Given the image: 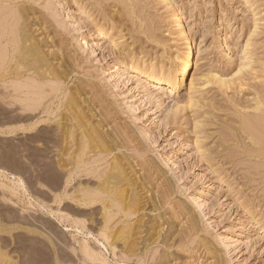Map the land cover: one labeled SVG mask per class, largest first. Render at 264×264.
<instances>
[{"label":"rangeland","instance_id":"obj_1","mask_svg":"<svg viewBox=\"0 0 264 264\" xmlns=\"http://www.w3.org/2000/svg\"><path fill=\"white\" fill-rule=\"evenodd\" d=\"M18 3L33 8L32 30L36 33L41 29L35 36L44 46L51 45L52 49L48 46L45 50L55 53L51 61L66 76L58 93L51 89L53 86H47L48 81L43 82L44 91L50 90L46 106L53 107L54 114H41L39 110L35 114L39 118L34 122L40 124L34 130L9 134L3 127L5 117L0 114V245H8L0 248L1 253L6 252L9 260L17 264L26 263L29 253L34 264H82L80 243L86 240L102 259L84 260V264H264V143L245 134L242 125V117L264 109V0H18ZM176 15L197 48L196 64L187 77V86L180 90L157 81L160 71L172 70L175 58L185 50L184 37L176 27ZM40 18L44 22H40L41 26ZM71 93L78 97L79 110L76 106L69 111L64 105ZM0 103L8 108L4 102ZM14 109H20L15 112L22 114L20 104ZM82 112L92 114L88 118L93 126L105 128L103 133H115L113 136L120 143L110 156L95 155L94 161V154H89L91 160L86 151L88 158L84 157L89 160L86 170L91 167L109 170L119 157L135 184L133 190L139 191L137 205L129 193L124 206L110 210L113 213L108 232L112 236L107 249L95 241L101 239L107 208L101 204L87 210L82 207L92 213L96 222L85 223L89 232H76L71 224L84 222L85 218L77 219L70 213L67 204L74 202L66 198L57 204L50 198L53 195L48 186L50 178L62 170L58 169L63 164L62 158L66 159L62 153L68 129L62 124L63 132L59 122L65 123L62 116L67 119V114L71 117ZM9 114L14 116V112ZM65 125L70 126L69 134H76L71 122ZM55 157L62 160L59 165ZM50 164V170L55 171H48ZM86 170L72 183L70 192L79 182L91 179ZM10 174L15 176L16 184ZM17 180L22 184L18 185ZM124 212L129 213L126 216ZM67 215L70 222L66 223L62 218ZM122 230L126 231L121 233ZM119 235L121 238L115 237ZM70 251L78 258L74 259ZM141 253V260L137 259ZM1 260L0 264H6L7 259L3 263Z\"/></svg>","mask_w":264,"mask_h":264},{"label":"bare ground","instance_id":"obj_2","mask_svg":"<svg viewBox=\"0 0 264 264\" xmlns=\"http://www.w3.org/2000/svg\"><path fill=\"white\" fill-rule=\"evenodd\" d=\"M31 1V0H30ZM41 1V0H40ZM123 1V0H121ZM21 3V2H20ZM29 3V1L27 2ZM33 8L28 7V5L26 4H21L19 5L18 0H0V102H4L5 105L8 106V108H4L3 103L0 105L3 109H0L1 112L0 114L3 115L5 117V131L10 133H16L19 132L20 130L23 131H28V130H32L33 128L37 127V124L39 125L40 123L38 122H34V120L37 118V115H35L39 110H42L40 113L41 114H49L52 115L54 114V110L53 107L51 106H46L47 103L46 99L47 97H49V95H46L47 92L48 94H50V90L45 92L44 89L46 88V83L43 82H47L48 81V85L47 86H53L51 89H54L51 91V95L54 91V93H58L60 86L62 84V81L65 80V76H66V72L65 71H61L60 66L57 65L55 66L53 64L52 58H54V54L53 51L52 52H47L45 49L48 46H44L43 42H41V40L35 36V34L38 33L37 30L36 33L33 32L32 29H34V19L32 20V17L35 15L33 14ZM35 11V9H34ZM37 11V10H36ZM38 13V12H37ZM175 15V14H174ZM37 19V18H36ZM42 19V18H40ZM176 21V27L180 30V32H182V36L184 37V42H185V50L184 51H180L179 54L177 55L176 62L174 64V67L172 68V70H170L168 73L165 72H161L160 71V78L157 80L159 83H164L167 86H169L170 88L177 90V89H181L184 88L185 86H187V80H188V76L191 73V71L193 70L195 64H196V55H197V48L194 47V43L191 40V38L188 36V34H186L185 30L183 29V24L181 19L176 15L175 17ZM38 22V21H37ZM36 22V23H37ZM40 22H43L39 20V24ZM44 23V22H43ZM41 26V25H40ZM36 28V27H35ZM38 28H40L38 26ZM36 28V29H38ZM40 33V32H39ZM44 36V35H43ZM47 36V35H46ZM45 36V37H46ZM41 37V36H40ZM48 38V37H47ZM45 38L47 41L48 39ZM42 39V37H41ZM52 41V40H51ZM49 42V41H48ZM53 42V41H52ZM54 48V47H53ZM52 49V47H51ZM58 49V48H57ZM55 51V49H53ZM50 51V50H48ZM57 51V50H56ZM58 53V52H57ZM60 53V52H59ZM57 57H59L58 55H56ZM67 57V56H66ZM56 58V57H55ZM60 59V58H59ZM174 59V60H175ZM54 60V59H53ZM58 60V59H57ZM64 59H61V61L64 63L63 61ZM67 60V58H66ZM59 61V60H58ZM68 61V60H67ZM56 62V60L54 61ZM60 62V61H59ZM61 62V63H62ZM60 63V64H61ZM58 64V62H57ZM66 65V63H64ZM70 66V65H69ZM66 67V66H65ZM63 69V68H62ZM171 69V68H170ZM66 70H68L66 68ZM69 71V70H68ZM159 71V70H158ZM159 74V73H158ZM151 75V74H150ZM50 81V82H49ZM49 83H52V85H49ZM65 83L67 84L68 82L65 81ZM82 84V83H81ZM225 85V83H224ZM83 86V85H82ZM49 88V87H48ZM63 88V87H62ZM86 89V88H85ZM62 90V89H61ZM65 90V89H64ZM75 92V89L72 90ZM82 91V90H81ZM63 92V90H62ZM68 91H66L65 93H67ZM76 93V92H75ZM75 93H71L70 96L67 98V101H63L64 105L66 107L67 110H73L72 108H75L76 106L78 107V110L80 109L79 107V102H78V97L76 96ZM83 93V91H82ZM58 95V94H57ZM79 95V94H78ZM86 95V94H85ZM84 95V96H85ZM88 95V94H87ZM83 96V97H84ZM51 97V96H50ZM55 97V96H54ZM53 97L52 100H54L55 98ZM62 96L59 97V99ZM66 97V95H65ZM64 97V99H65ZM80 99H82V97H80ZM79 99V100H80ZM87 99V98H86ZM96 99V98H95ZM7 101V102H5ZM59 101V100H58ZM87 101H89L87 99ZM261 101V100H260ZM264 101V100H263ZM50 103H53L51 100H49ZM92 102V100H91ZM82 103V101H81ZM80 103V104H81ZM96 103V102H93ZM21 107V112L22 114H16L15 111H20L19 110H15L14 108L19 106ZM49 104V103H48ZM60 104V102H59ZM84 105V103H82ZM92 104V103H90ZM4 105V106H5ZM94 105V104H93ZM93 105L91 107H93ZM56 106V105H55ZM71 108H69V107ZM99 106V105H98ZM58 107H61L60 105H58ZM84 106H82L81 109H83ZM65 109V111H66ZM76 109V108H75ZM74 109V110H75ZM87 109V107H86ZM84 109V110H86ZM100 109V108H99ZM59 110V108H58ZM57 110V111H58ZM62 110V109H61ZM97 110V107L96 109ZM94 110V111H95ZM263 110V111H262ZM262 110H257L258 112L255 113L254 115H248V116H244L242 117V125H243V131L245 132V134L247 133L254 141H258L261 142L262 144L264 143V109ZM67 111V112H69ZM77 111V110H76ZM81 111V110H80ZM14 112V116H9V113ZM63 112V111H62ZM66 112V113H67ZM88 112V110H87ZM97 112V111H96ZM95 112V113H96ZM20 113V112H19ZM91 113V112H90ZM99 113V112H98ZM101 113V112H100ZM9 114V115H8ZM78 114V113H77ZM73 113V116H70L69 114H67V119H65V116H62V120L65 121V123H62L60 120L59 125L66 127V129H68V133L65 134V139H64V143H65V149L64 152L62 153V155L66 156V159H63V164L62 166H60V169H58L59 173H53V175L50 178V184L49 186V190L51 192L50 195L51 200L53 203H59L61 204L64 200H66V198L68 200H71L74 202V205L71 203L67 204L68 210L70 211V213L76 217L77 219H81V218H85V220L87 219V216L92 215L88 213L87 208H91L93 209V206H95L96 204H101L103 208H107L105 211V215L104 216V222H103V227L104 229H102L101 231L103 233H101L100 237L101 239H95V241H97V243H102L103 247L105 249H107L106 244H109L110 240H111V236L112 233L110 235V230L108 228V224H110V221H112L111 218V213L110 210L116 206H124L123 202H125L128 197H129V193H130V197L131 199L134 198V202L135 205H137L136 203L139 202L138 201V192H136V190H133L135 187V184L133 183V180H131L128 176V170L126 171V167L125 165L122 163L123 159L121 156L122 161L118 160L117 158H115L113 160V164L111 166V168L109 170L104 168V165L102 166L105 170H98L97 168H90L86 170L87 166V162L89 160H87L86 158H88L86 156V151H87V155H92L94 154V158L92 160V157L89 155V157H91V160L94 161L98 158V155L100 157H102L101 155L103 154H108L110 156V154L116 149L117 146L120 145V143L118 142V139L116 137H114L113 135H115V133L112 131L111 133H114L113 135H110L109 133H103V131L105 130V128L102 130L100 129V127H96L93 126V124L91 123L92 121L89 120V118H92V114L90 116L87 115L82 112L80 115H77ZM13 115V114H11ZM72 115V113H71ZM102 115V113L100 114ZM8 116V117H7ZM46 116V115H45ZM104 116V114H103ZM106 116V115H105ZM41 117V115H40ZM43 117V116H42ZM89 117V118H88ZM100 117V116H99ZM98 117V118H99ZM39 118V117H38ZM37 118V119H38ZM60 118V117H59ZM57 118V119H59ZM100 119V118H99ZM108 119V118H107ZM93 120V119H92ZM102 120V119H101ZM2 121V120H0ZM40 121V120H39ZM43 121V120H42ZM55 121L56 118H55ZM108 121V120H107ZM46 122V121H43ZM51 122V121H49ZM58 122V121H57ZM67 122H71L72 125H74L76 127V134L73 132H70V126L65 125L67 124ZM30 123V124H29ZM32 123V124H31ZM42 123V122H41ZM48 123V122H46ZM104 123V122H103ZM106 123V122H105ZM6 124H8L6 126ZM30 125V126H29ZM45 125V124H44ZM43 125V126H44ZM58 125V127H59ZM97 125V123H96ZM109 125V124H108ZM107 125V126H108ZM49 126V125H47ZM61 126V127H62ZM106 126V125H105ZM57 127V126H56ZM60 127V129H61ZM64 127H62V130L64 132ZM72 128V126H71ZM110 128V126H109ZM114 128V127H113ZM59 129V128H58ZM74 129V128H72ZM34 130V129H33ZM61 130V132H62ZM110 130V129H109ZM112 130V129H111ZM110 130V131H111ZM116 130V129H115ZM2 131V130H1ZM53 131V130H52ZM60 131V130H59ZM58 131V133L60 134V132ZM126 131V130H125ZM29 132V131H28ZM43 132V130H42ZM116 132V131H115ZM124 132V131H123ZM45 134H48L47 131L44 132ZM118 135V132H116ZM127 133V132H126ZM50 134V133H49ZM64 134V133H63ZM53 135H54V131H53ZM62 136V135H61ZM116 136V135H115ZM127 136V135H126ZM60 137V136H59ZM118 137H120V134L118 135ZM63 138V137H62ZM40 139V138H39ZM68 139L71 141L70 143H68ZM122 139V138H121ZM129 140V139H128ZM131 140V139H130ZM120 141V140H119ZM122 141V140H121ZM125 141V140H124ZM45 142V141H44ZM52 142V141H51ZM62 142V141H60ZM123 142V141H122ZM121 142V144H122ZM54 143V142H53ZM119 143V144H118ZM126 143V142H125ZM256 143V142H255ZM47 144V141L46 143ZM55 144V143H54ZM257 144V143H256ZM61 145H63V143H61ZM55 146V145H54ZM60 146V145H59ZM125 146V145H124ZM77 147V148H76ZM122 147V145H121ZM120 147V148H121ZM54 148V147H52ZM74 148V150L72 149ZM76 148V149H75ZM123 148V147H122ZM55 149H58V147L56 146ZM54 149V150H55ZM62 149V147H61ZM60 149V150H61ZM52 150V149H51ZM59 150V151H60ZM72 150V152H71ZM57 151V150H56ZM118 152V151H117ZM120 153V151H119ZM115 154V153H114ZM125 154V153H124ZM95 155H97V158H95ZM107 155V156H108ZM120 155V154H119ZM51 156V155H50ZM59 158V155H57ZM86 156V158L84 157ZM115 156V155H114ZM117 156V155H116ZM52 157V156H51ZM50 158V157H48ZM58 158L55 157V159L57 160ZM106 158V157H105ZM111 158V157H110ZM47 159V158H46ZM90 159V158H89ZM107 159V158H106ZM113 159V158H112ZM111 159V160H112ZM129 159V158H128ZM132 159V158H131ZM130 159V160H131ZM53 160V158H52ZM60 160V158H59ZM61 160V161H62ZM102 160V158H101ZM104 160V159H103ZM109 160V159H108ZM35 161V160H34ZM61 161L54 162L55 164L57 163V165L60 164ZM106 161V160H105ZM110 161V160H109ZM125 161V160H124ZM51 163V160L49 161ZM91 162V161H90ZM89 162V164H90ZM102 162V161H99ZM35 163V162H34ZM48 163V162H47ZM93 163V162H91ZM96 163V162H95ZM98 163V162H97ZM110 162H107L106 164L109 165ZM133 163V162H132ZM18 164V163H17ZM49 164V163H48ZM47 164V165H48ZM101 164V163H100ZM126 164V163H125ZM135 165V162L133 163ZM51 165V164H50ZM53 165V163H52ZM52 165L49 167L48 171H55L54 168H52L50 170V168L52 167ZM107 165V166H108ZM129 165V163H128ZM56 166V165H55ZM96 166V165H94ZM127 166V165H126ZM137 166V165H136ZM135 166V167H136ZM18 167V166H17ZM24 167V166H23ZM54 167V166H53ZM4 168V167H3ZM13 168V167H12ZM19 168V167H18ZM48 168V167H46ZM45 168V169H46ZM57 167H55L56 169ZM101 168V167H100ZM99 168V169H100ZM107 168V167H106ZM2 169V168H1ZM15 169V168H14ZM24 169V168H23ZM132 169V168H130ZM129 169V171H130ZM36 170V169H35ZM39 170V169H38ZM37 170V171H38ZM86 172L88 173L87 176L90 177L91 179H88L87 181L84 180V182H79L77 184V186L74 188V191L70 192V187L72 185V183L74 184V182H76L79 177L81 178V175L83 173ZM3 171V170H1ZM34 171V170H33ZM132 171V170H131ZM138 171V170H137ZM4 173V172H3ZM132 173V172H131ZM130 173V174H131ZM134 173V172H133ZM5 174V173H4ZM49 174V173H48ZM12 176L11 181L15 183V176H13V174H10ZM138 175V174H137ZM1 176V175H0ZM86 176V177H87ZM36 177V176H35ZM41 177V176H40ZM39 177V178H40ZM85 177V176H84ZM83 177V178H84ZM136 177V176H135ZM7 178V177H6ZM42 178V177H41ZM40 178V180H41ZM48 178V177H47ZM133 178V177H132ZM9 179V178H8ZM18 179V178H17ZM23 179V178H22ZM86 179V178H85ZM135 179V178H134ZM142 179V176H141ZM39 180V179H38ZM81 180V179H80ZM83 180V179H82ZM138 180V178H136V181ZM144 180V179H142ZM46 181V180H45ZM44 181V182H45ZM146 181V179L144 180V182ZM36 182V181H35ZM42 182V181H41ZM47 182H49L47 180ZM46 182V183H47ZM143 182V183H144ZM16 184V183H15ZM17 184H22L20 182V180H17ZM35 184V183H34ZM45 184V183H44ZM43 184V185H44ZM145 184V183H144ZM147 184V183H146ZM151 184V183H150ZM39 185V184H38ZM41 185V184H40ZM138 185V184H137ZM147 186V185H146ZM33 187V186H31ZM35 187V186H34ZM74 187V186H73ZM128 187L129 189L125 188ZM139 187V186H138ZM143 188V187H142ZM22 189V188H21ZM45 189V188H44ZM141 190V188H139ZM35 190V189H34ZM46 190V189H45ZM132 192H131V191ZM42 191V190H41ZM39 192V191H38ZM43 192V191H42ZM41 192V193H42ZM145 193V191H143ZM151 192V191H149ZM49 193V191H48ZM26 194V193H25ZM43 194V193H42ZM140 194V193H139ZM146 195V194H145ZM149 195V194H147ZM156 195V193H155ZM169 195V194H168ZM144 196V194H143ZM159 196V195H158ZM142 197V196H141ZM145 197V196H144ZM147 197V196H146ZM155 198V197H154ZM157 198V197H156ZM159 198V197H158ZM161 198V196H160ZM164 198V197H163ZM162 198V199H163ZM140 199V198H139ZM143 200H145L144 198H142ZM150 201V197L148 198ZM165 200V199H164ZM163 200V201H164ZM58 201V202H57ZM129 201V199H128ZM142 201V200H141ZM131 202V201H130ZM144 202V201H143ZM146 202V201H145ZM148 202V201H147ZM159 202V201H157ZM156 202V203H157ZM162 202V201H160ZM153 203V202H152ZM126 204V203H125ZM142 204V203H141ZM149 204V203H148ZM159 204V203H158ZM163 204V202H162ZM132 205V204H131ZM134 205V206H135ZM143 205V204H142ZM145 205V203H144ZM143 205V207H145ZM141 206V205H140ZM159 206V205H158ZM82 207H84V209L86 208V210H84ZM101 207V206H100ZM99 207V208H100ZM126 207H128L126 205ZM125 207V208H126ZM131 207V206H130ZM133 207V206H132ZM147 207V206H146ZM161 207V206H160ZM61 208V207H59ZM65 208V207H64ZM124 208V209H125ZM136 208V207H135ZM154 208V205L152 206V209ZM118 209V207H117ZM144 209V208H142ZM119 210H121V207L119 208ZM129 210H132L131 208ZM128 210V211H129ZM149 210V209H148ZM52 211V210H51ZM133 211V210H132ZM142 211V210H141ZM157 211V210H156ZM92 212V210H91ZM98 212V210H97ZM103 212V211H102ZM131 212V211H129ZM129 212H124V214H127ZM134 212V211H133ZM59 213V212H58ZM57 213V214H58ZM111 213V214H110ZM120 213V212H119ZM123 213V212H122ZM135 213V212H134ZM133 213V214H134ZM50 214V212H49ZM61 214V213H60ZM98 215V214H97ZM13 216V215H12ZM53 216V215H52ZM59 216V215H58ZM118 214L115 216L117 217ZM129 216V215H128ZM142 216V215H141ZM55 217V216H54ZM69 216L67 215V217H63V221L70 222ZM99 217V216H98ZM131 217V216H130ZM162 217V216H161ZM1 218V217H0ZM10 218V217H9ZM25 218V217H24ZM38 218V217H37ZM92 218V217H91ZM114 219V216L112 217ZM129 218V217H128ZM139 218V217H138ZM11 219V218H10ZM13 219V218H12ZM40 219V218H38ZM76 219V220H77ZM89 219V218H88ZM84 220V222H75L74 224H71V228H75L77 229L76 232L81 231V230H85L88 229L87 225L85 224L86 222H92L95 223L96 221L92 219L89 220ZM143 219V218H141ZM149 221L151 222L150 218H148ZM8 220V219H6ZM32 220V219H31ZM41 220V219H40ZM159 221H161L160 219H158ZM9 221V220H8ZM99 221V220H97ZM118 221V220H117ZM145 221V220H143ZM158 221V222H159ZM60 222V221H59ZM119 222V221H118ZM138 222V221H137ZM140 222V221H139ZM138 222V225H140ZM155 222V221H153ZM34 223V222H33ZM42 223V222H41ZM58 223V222H57ZM131 223V221H130ZM129 223V224H130ZM146 223V222H145ZM152 223V222H151ZM151 223H147L148 225ZM160 223V222H159ZM59 224V223H58ZM121 224V222H120ZM124 224V222L122 223V225ZM128 224V222L126 223ZM62 225V224H61ZM95 225V224H94ZM100 225V224H99ZM144 225V224H143ZM146 225V224H145ZM157 226H159L158 224H155ZM42 226V225H41ZM53 226V225H52ZM114 226V225H113ZM136 226V225H135ZM56 229V227H54ZM102 228V227H101ZM111 228V227H110ZM116 228V227H114ZM141 228V227H140ZM139 228V230H140ZM148 228V227H147ZM147 228L145 230H147ZM158 228V227H157ZM59 229V228H58ZM66 231L69 229V227L67 225H65L64 228ZM94 229V228H93ZM126 229V228H123ZM128 230L130 228H127ZM132 229V228H131ZM143 229V228H142ZM63 230V229H62ZM109 230V232H108ZM115 230V229H113ZM148 230H152L149 229ZM157 230V229H155ZM161 230L163 231V229L161 228ZM55 231V230H54ZM73 231V230H72ZM75 231V230H74ZM88 231L89 230H85ZM95 231V230H94ZM126 230H122L121 233ZM130 231V230H129ZM127 231V232H129ZM138 231V229H137ZM10 232V231H9ZM68 232V231H67ZM71 232V231H70ZM97 232V231H95ZM100 232V231H99ZM135 232V230H134ZM151 231H149L150 234ZM153 232V231H152ZM11 233V232H10ZM83 233V232H82ZM85 233V232H84ZM144 233V232H143ZM155 233V231L153 232ZM152 233V234H153ZM44 234V233H43ZM58 234V233H57ZM89 234V233H88ZM91 234V233H90ZM103 234V235H102ZM127 234V233H126ZM136 234L138 235V232H136ZM140 234V233H139ZM142 234V232H141ZM158 237L160 236L159 233ZM53 235V234H52ZM60 236L62 235L61 233L59 234ZM122 235V234H121ZM124 235V234H123ZM128 235V234H127ZM148 235V234H147ZM156 235V233H155ZM169 235V234H168ZM167 235V237H168ZM23 236V235H22ZM39 236V235H38ZM64 236V235H63ZM63 236H61L62 239L65 240V238H63ZM90 236V235H89ZM126 236V235H125ZM139 236V235H138ZM138 236H135L136 239ZM164 236V235H163ZM162 236V237H163ZM21 237V236H20ZM54 237V236H53ZM98 237V236H97ZM115 237H120L121 236H115ZM153 237V236H152ZM155 237V236H154ZM161 237V236H160ZM166 238V236H164ZM130 238V237H129ZM150 238V237H149ZM4 239V238H3ZM55 239V238H54ZM77 239V238H76ZM87 239V238H85ZM139 239V238H138ZM164 239V238H163ZM25 240V239H24ZM46 240V239H45ZM56 240V239H55ZM72 240V239H71ZM114 240V239H113ZM127 240V239H126ZM134 240V239H133ZM140 240V239H139ZM149 240H152V238H150ZM157 240V239H156ZM155 240V241H156ZM171 240V238L169 239ZM26 241V240H25ZM74 241V239H73ZM83 243H80V251L82 256L84 257V260H88V261H99V259H102V255L100 253L95 252L93 249L90 248L89 243H87L86 240H83ZM138 241V240H137ZM154 241V240H153ZM158 241V240H157ZM164 241V240H162ZM1 242V241H0ZM37 242V241H36ZM35 242V243H36ZM41 242V241H40ZM51 242V240H50ZM65 242V241H64ZM63 242V243H64ZM68 242V241H67ZM115 242V241H113ZM127 242V241H126ZM135 242V241H134ZM133 242V243H134ZM148 242V241H147ZM151 242V241H150ZM159 242V241H158ZM168 242V241H165ZM38 243V242H37ZM60 243V241H59ZM112 243V241H111ZM123 243L124 240H123ZM136 243V242H135ZM149 243V242H148ZM157 243V242H156ZM160 243V242H159ZM78 244V242H77ZM118 244V243H116ZM132 244V242H131ZM147 244V243H146ZM162 244H166L163 243ZM2 245V243H1ZM0 245V246H1ZM39 245V244H37ZM34 245V246H37ZM41 245V243H40ZM76 245V244H75ZM115 245V244H114ZM123 245V244H122ZM121 245V246H122ZM135 245V244H134ZM139 245V244H138ZM79 246V245H78ZM108 246V245H107ZM118 246V245H117ZM126 246V245H125ZM129 246V244H128ZM137 246V245H136ZM165 246V245H164ZM3 247H8V245L3 244V246H1L0 248L2 249ZM46 247V246H45ZM66 247V246H65ZM141 247V246H140ZM147 247V246H146ZM150 247V246H149ZM167 247V246H166ZM38 248V246H37ZM67 248V247H66ZM68 248H70L68 246ZM73 247H71L70 250H74L72 249ZM76 248V247H75ZM112 248V247H111ZM133 248V247H131ZM1 249H0V258L3 259V261L1 260V263L4 262V259L6 261V264H17L19 262H14V260H12L10 258L9 260V256L7 255L6 252H2L1 253ZM39 249V248H38ZM115 251V248H112ZM40 250V249H39ZM43 251V249H41ZM67 250V249H66ZM124 250V249H123ZM132 250V249H131ZM37 251V250H35ZM48 251V250H47ZM46 251V252H47ZM126 251V250H125ZM133 251V250H132ZM140 251V250H139ZM142 251V249H141ZM147 251V250H146ZM38 252V251H37ZM60 252V251H59ZM64 252V251H63ZM62 252V253H63ZM75 252V250L73 251ZM70 251L69 254L73 253ZM26 253V252H25ZM28 253V252H27ZM77 253V252H75ZM73 253L71 254L72 257L78 258L77 255ZM136 253V252H135ZM30 254V253H29ZM28 254V257L30 256V258L26 263L27 264H34V259L31 255ZM32 254V253H31ZM43 254V252H42ZM76 255L75 257L73 255ZM129 254V253H128ZM127 254V255H128ZM133 254V253H132ZM144 254V253H143ZM79 255V254H78ZM122 255V254H121ZM124 255V254H123ZM137 255V254H136ZM165 255V254H164ZM168 255V253H167ZM37 256V255H36ZM44 256V255H43ZM42 256V257H43ZM70 256V255H69ZM142 256L138 255L137 259H140ZM166 256V255H165ZM169 256V255H168ZM23 257V256H22ZM66 257H68L66 255ZM71 257V256H70ZM122 257V256H121ZM134 257V254H133ZM139 257V258H138ZM13 258V257H12ZM44 258V257H43ZM46 258V257H45ZM56 258V257H55ZM125 258H129L126 257ZM132 259V257H130ZM129 258V259H130ZM62 259V257H61ZM66 259V258H65ZM124 259V258H123ZM163 259V258H162ZM16 260V259H15ZM51 260V259H50ZM54 260V259H53ZM69 260V259H68ZM67 260V261H68ZM82 261L84 264L85 261ZM105 259L103 258V261ZM141 260V259H140ZM139 260V261H140ZM168 259H166L167 262ZM38 261V260H37ZM79 261V260H78ZM102 261V262H103ZM127 262V260H125ZM157 261V260H156ZM165 261V260H164ZM46 262V261H45ZM70 262V261H69ZM68 262V263H69ZM101 262V261H100ZM23 263V264H26ZM36 263V262H35ZM63 263V262H62ZM81 263V262H80ZM5 264V263H4ZM21 264V263H20ZM86 264V263H85Z\"/></svg>","mask_w":264,"mask_h":264}]
</instances>
